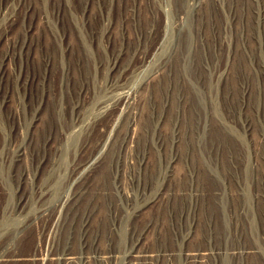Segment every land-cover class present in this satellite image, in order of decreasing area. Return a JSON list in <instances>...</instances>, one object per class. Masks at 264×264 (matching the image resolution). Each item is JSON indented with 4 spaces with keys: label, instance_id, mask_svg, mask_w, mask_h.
<instances>
[{
    "label": "rangeland",
    "instance_id": "obj_1",
    "mask_svg": "<svg viewBox=\"0 0 264 264\" xmlns=\"http://www.w3.org/2000/svg\"><path fill=\"white\" fill-rule=\"evenodd\" d=\"M37 2L0 0V32L15 15L20 19L11 27L13 42L0 36V64L3 56H12L6 68L13 72L12 79L0 85V95L9 92L19 108L13 130L17 146L30 135L34 114H44L47 107L46 122L35 133L38 141L28 160L27 184L19 187V180H13L5 193L0 189V255L12 254V249L21 254L36 249L37 229L15 242L3 230L29 217L44 229L43 251L36 255L45 258L44 264H62L59 259L65 252L78 257L95 254L90 243L84 246L77 227L55 232L51 220L41 218L42 213L60 209L71 191L68 175L73 161L94 153L112 159L114 173L119 166L117 193L128 208L126 216L168 189L162 206L160 202L148 210L134 235L116 243L117 259L111 264H124L142 226L164 217L172 235L151 234L149 242L166 253L160 264H185L188 247L213 250L226 245L228 253L209 256L205 264L264 262V0H39L40 6ZM27 6L36 10L30 15L24 11ZM30 25L39 27L32 51L42 59H22L19 68L14 56L19 47L14 45L30 43L24 31ZM25 76L40 81L32 101L20 87ZM122 92L131 93V105L112 115L107 132L95 127L100 103L115 101ZM57 117L66 124L54 150L44 140L58 135L51 128ZM80 139H89L83 151ZM48 160H61L56 185L48 181L52 168L42 165ZM176 167L181 176L174 177ZM203 167L217 176L215 183L204 175ZM21 188L29 195L23 213L14 211ZM216 189H234L238 195V229L227 243L219 230L218 237L214 231L210 197ZM125 226L118 231L122 233ZM192 235L196 238L186 243ZM248 249L256 254L244 255ZM51 251L55 260H47ZM25 256L27 260L0 264H43L40 259L34 262L32 254Z\"/></svg>",
    "mask_w": 264,
    "mask_h": 264
},
{
    "label": "bare ground",
    "instance_id": "obj_2",
    "mask_svg": "<svg viewBox=\"0 0 264 264\" xmlns=\"http://www.w3.org/2000/svg\"><path fill=\"white\" fill-rule=\"evenodd\" d=\"M38 2L37 5L40 6ZM26 8L27 10L24 9V11H26L27 13L31 11L33 12L34 9L36 10L35 7L31 8L30 6H27ZM32 12L30 13V15L32 14ZM14 18L15 19L12 20L10 26L0 32V36L5 39L4 41H14L11 27H13L15 24L19 25L20 22V19L16 17V15L14 16ZM40 24L45 25L43 22H40ZM38 28L39 27L36 28V26L33 25H30L29 27L25 28L24 31L26 35L31 38L30 43L26 45V42L23 41V43L21 44L19 43L17 45H14L15 48L19 47L18 52L14 53V56L17 55L18 57V59H16V62L18 65H20L19 68H22V59L27 61L35 60L37 58L41 61L42 59L38 51H32L36 30H38ZM43 30L46 32L44 34L46 36V39L50 38L51 35H49L47 30L45 28H43ZM38 37H42V35H39ZM17 41L18 40H16L15 42ZM25 47L28 48L26 52ZM85 50H87V48H85ZM71 51H73L72 48ZM33 53L37 57L33 55ZM2 60V64H0V85L3 86L13 77V72H9V70L7 72L6 68L7 60L11 61L12 56H3ZM44 65L48 67L49 63L46 62ZM114 67L115 68L113 70L118 68V64L114 63ZM19 68L17 67L18 71ZM110 85H113V83H111ZM34 86H40V81H38L36 77H22L20 81V87H23L29 93V101H32V99H34ZM131 100V93L122 92L119 94L118 98L115 101H113L112 99L102 101V103H100L101 111L98 115V120H96L94 123V126H101V129L107 132L108 130L106 129L111 127L113 123L112 115L119 111L121 107H127L131 105ZM14 101V96H12L7 91H4V93L0 95V189L3 193L6 192L8 185H10V183L12 184L13 180H19V187H22V185L27 184V179L29 175L28 160L30 158V155L33 154L38 141L35 133L41 123L43 122V124H45L46 122L45 112L47 107L45 108L44 114H41V111H38L34 114L31 120L30 135H28V137L25 136L24 142L21 143V145L17 146L16 139H14L13 130L15 129L14 127L16 123L19 122V108L15 107ZM7 108H11V111H8ZM53 109H56V104L53 105ZM123 109L125 110V108ZM192 115L195 114L192 113ZM55 116L56 114L54 113V117ZM57 119L60 120V117H57ZM57 119L55 118L51 128L55 127L57 129L56 133L58 132V135L55 137V139L47 138L44 140L45 146L50 149L54 148V150H56V142H59L60 139H62L61 135H63V132L65 130L64 126L66 124L65 122H61L62 119L60 120V122ZM73 125L77 127L76 122ZM215 125L219 135L221 137H225L220 133V130L224 131L222 127H219L217 124ZM82 131L83 130L81 129L77 130V135L81 137ZM227 136L233 139L228 134ZM85 138L89 137L86 136ZM88 140L89 139H83L80 141V151H83L87 148ZM107 145H105L104 148H106ZM43 164H45V167L47 169L52 168L51 170L53 171L49 174L50 178H48V181L50 180V182L52 181V184L56 185L57 181H60V178L58 177L62 174L60 172L61 160H48L46 163L43 162L42 165ZM71 168L72 172H70L69 175L67 174L69 179H72L71 186L73 187L71 191L62 199L60 209H56L53 214L42 213L41 218L45 216V220L50 219L51 225L54 227L53 230L55 232H60V230H69L71 232L73 230V227H77V232H82L81 240L84 241V246L85 243H90L89 245H92L94 247L95 254L93 253V255H91L89 252H87L85 256L78 257L75 252L71 251L63 253L62 258H57H60L59 261L62 264H111L115 259H117L115 253L117 249L116 243L120 240L126 239L130 234L134 235L137 229L138 220L143 217L148 210H151L160 202L161 203L159 204V206H162L163 202H165L164 200L168 198V189L161 190L160 194L155 200H151L143 204L141 208L139 207V209L132 210L131 213H129L128 211L129 214L126 216L124 214V211L128 210V208L120 203L121 201L117 193L118 190L120 191L121 189V185H118L117 182V172L119 170V166L117 167V169H115L114 173L112 159L110 160L108 156L107 158H103L100 155L95 156V154L93 153L89 156V158L87 157L78 161H73ZM223 168H225L224 165ZM179 169L180 168L176 167L174 177L180 175ZM203 169L205 168L203 167L202 170ZM203 172L206 177L213 181L212 183L216 182L217 176L213 175L211 172L209 173L206 169ZM91 178L94 179L93 183L90 182ZM32 189H34V186ZM219 190L216 189L214 190V192L212 190L213 193L210 197L211 201H209L212 204L214 210V231L217 232V230H219L222 234L223 239L227 243L228 238L233 234L234 229H238V221L236 219V212L239 211V204L237 202L238 195H236V191H233L234 189H232V191L225 190V192L222 189ZM20 192L21 194H18L17 196L18 199L16 201L14 211L23 213L28 208L29 195L26 189L21 188ZM230 198L233 200H231L232 202H230L231 204H229V206L233 207V209L231 210L227 206V203L229 202ZM132 220L133 224L131 226L130 222ZM76 223L77 225H75ZM124 225H126L124 227L125 229H123L121 233L118 230ZM31 229H37V231L39 232L38 244L36 249H34L33 252L25 254L17 253L14 249L9 251V253L12 254H5V252H3V254L0 255V262H8L9 260H27L25 255L32 254V256H36L43 251V246L41 245L43 242L42 235L44 229L38 228V223L37 221H34V218L29 217L24 221L12 224L10 226V229L5 226L3 230H5V232L8 234V240L15 242L17 240L24 239V237H26L28 233V230ZM197 230L195 233L196 236ZM171 231L172 229L169 227L166 217H164L161 222L160 220L153 222V219H149L142 226L138 238L133 243L131 251L128 252L127 256L124 259V264H160L158 263L160 257L166 255V253L163 254L164 252L162 253L161 251H158L157 249L152 248L149 245L151 234L158 233L165 237V235L168 234L171 236ZM218 234L219 233L217 232V237ZM193 236L194 235H192L191 238H188L186 243L189 244L193 242V240L196 238V236ZM228 247L229 245H226V247L216 246L213 247V250L208 248L188 247L184 254L185 264H205L209 256H218L222 253H228V251L226 252V248L228 249ZM250 249H253V247H250ZM243 254L249 256L256 254V252L248 249L245 250ZM54 255H56L55 252L53 254L52 251L49 252L47 254V260H55ZM170 255L173 256L172 253H170ZM39 259L42 260L40 263L43 262L44 264L45 258H37L36 256L35 258L33 257L32 260L34 261ZM256 264H264V262H257Z\"/></svg>",
    "mask_w": 264,
    "mask_h": 264
}]
</instances>
